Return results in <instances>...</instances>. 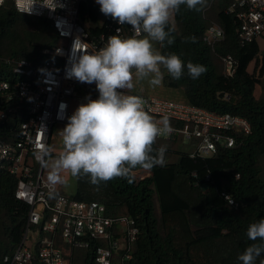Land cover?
<instances>
[{
	"label": "trees",
	"instance_id": "1",
	"mask_svg": "<svg viewBox=\"0 0 264 264\" xmlns=\"http://www.w3.org/2000/svg\"><path fill=\"white\" fill-rule=\"evenodd\" d=\"M232 1L208 0L202 11L181 6L173 17L174 43H159V52L179 56L185 64L184 75L173 79L164 69L161 89L157 90L167 95L159 98L245 118L251 133L236 135L239 145L221 148L214 157L192 159L184 154L176 163L155 166L154 176L138 183L133 177H117L93 185L87 176L77 178L73 199L100 202L108 214L127 215L137 221L140 232L128 264H242L238 257L254 243L247 236L248 227L264 219V182L260 179L264 84L260 97L255 95L264 75V62L261 66L257 40L245 45L240 42L238 20L226 12ZM209 9L213 11L208 17L225 30V39L215 49L204 42ZM79 14L91 38H98L104 27L91 24L104 15L100 5L95 0H81ZM105 17L106 24L111 17ZM189 37H195L196 42H185ZM56 38L47 19L19 13L11 4L0 6V81L17 82L20 77L14 72L15 65L21 60L40 63L44 60L42 50L54 47ZM228 54L238 62L233 78L224 76L219 63V57ZM188 62L204 66L206 72L192 79L186 69ZM253 62L256 65L251 73ZM144 95L155 96L149 90ZM153 147L159 149L156 144ZM16 185L15 177L0 171V264H6L5 257L14 253L27 230L30 207L16 198ZM155 198L160 203L159 217ZM64 252L67 255V249ZM260 260H264V253L256 264ZM74 261L97 264L92 251L78 253Z\"/></svg>",
	"mask_w": 264,
	"mask_h": 264
},
{
	"label": "built area",
	"instance_id": "2",
	"mask_svg": "<svg viewBox=\"0 0 264 264\" xmlns=\"http://www.w3.org/2000/svg\"><path fill=\"white\" fill-rule=\"evenodd\" d=\"M33 2L37 4L31 14L28 0H20L19 4L17 0H0V6L11 4L19 13L47 19L57 38L65 44L43 49L44 60L40 63L19 61L14 68L20 77L17 82L0 81V171L17 179L15 196L30 207L25 236L14 253L5 257V263L81 264L74 257L92 251L97 264H128L133 260V247L140 232L137 221L127 215L108 214L100 202L59 195L55 184L47 182L43 174L47 158L60 156L50 151L54 127L68 125L74 103L80 106L87 104L89 97L99 99L95 83L89 85L70 78L72 65L82 55L74 51V43L78 40L86 54L95 53L111 36L139 38L144 33L136 34L131 25H120L110 18L104 31L94 39L80 21L81 0H56L58 7L54 11L40 4L44 0ZM226 12L236 16L237 33L243 45L263 36L264 0H233ZM224 39L225 30L218 23L210 24L204 42L215 49ZM220 60L224 76L233 78L237 60L230 54L220 56ZM119 91L140 97L144 110L154 121L168 118L172 132L158 137L156 145L179 137L198 140L196 152L189 155L192 159L211 158L221 148H235L240 143L236 135H249L252 131L249 121L240 116L217 114L127 89ZM37 155L41 157V165ZM153 176L152 169L138 167L133 179L138 183ZM32 232L38 233V237L33 238Z\"/></svg>",
	"mask_w": 264,
	"mask_h": 264
},
{
	"label": "clouds",
	"instance_id": "3",
	"mask_svg": "<svg viewBox=\"0 0 264 264\" xmlns=\"http://www.w3.org/2000/svg\"><path fill=\"white\" fill-rule=\"evenodd\" d=\"M28 2L31 14L37 3ZM96 3L102 14L120 25H131L134 33L145 36L127 39L111 36L103 48L87 54L81 51L78 40L74 43V51L82 55L72 65L70 78L89 85L95 83L99 99L87 98L88 103L77 108L62 131L65 151L51 164L49 181L53 184L61 182L62 171L77 178L87 176L93 185H99L117 177L131 180L137 167L151 170L164 165L166 149L156 150L153 145L158 137L172 132L168 118L154 121L144 110L140 97L119 90L131 89L134 76L159 86L163 80L162 68L173 79L184 75L185 64L180 57L162 55L154 44L174 43L173 17L182 5L188 10L202 11L208 0H96ZM40 4L53 11L58 7L56 0H44ZM189 41L195 43L196 39L186 38L185 42ZM57 51L59 54L60 50ZM186 69L194 80L206 72L204 66L192 62L187 63ZM247 236L254 243L238 259L242 264H256L264 253V219L250 224Z\"/></svg>",
	"mask_w": 264,
	"mask_h": 264
},
{
	"label": "rangeland",
	"instance_id": "4",
	"mask_svg": "<svg viewBox=\"0 0 264 264\" xmlns=\"http://www.w3.org/2000/svg\"><path fill=\"white\" fill-rule=\"evenodd\" d=\"M96 2V0H95ZM210 8V7H208ZM211 11V9H209L206 12L207 15V19L209 20L210 24L212 23H216V21L210 19L208 17L209 12ZM213 11V10H212ZM211 11V12H212ZM105 20L106 17L104 15H102L100 17V20L98 22L92 23V27L94 28H103L105 25ZM174 23V21H173ZM145 34L139 38H144ZM257 42L260 48V62H261V66L264 62V34L263 36L257 38ZM65 44V41L62 39H58L56 38L54 46L55 47H61ZM154 47L159 51L160 47H159V43H155ZM220 59V57H219ZM221 61V60H220ZM220 65L222 66V63L219 62ZM255 65L256 62H253L250 67H249V71L252 73L255 69ZM261 66L257 69V75H261ZM223 68V66H222ZM162 73L164 76L165 70L162 68ZM133 87L131 89L137 90L139 93H143L145 94V92L147 90L151 91V93H153L155 96L157 97H165L167 96L163 91L157 90V89H161V86H152L149 84L148 79H137L135 76L133 77V81H132ZM264 84V75L263 77H261V84L257 86L256 88V92L255 95L256 97H260L261 95V88L262 85ZM144 85V86H143ZM136 86H141L139 89L136 88ZM159 87V88H158ZM147 88V89H145ZM128 91L130 89H127ZM132 91V90H130ZM78 93H81L80 90H77ZM79 107V105H77L76 103H74L73 107H72V111L75 113V111L77 110V108ZM66 126H55L53 129V135L51 138V145H50V151L52 154H59L61 155L64 151H65V146L63 143V136H62V131L65 129ZM158 148H165V154H164V161L165 164H169V163H176L180 160L181 156L186 154V155H190L196 152L197 147H198V140L196 139H192V140H188L186 138H176L173 141H159L157 143ZM37 158L39 160V165H41V157H39L37 155ZM57 157L54 156H49L47 158V161L45 163V167H44V174L43 177L47 182L49 181V173L51 171V164L52 162L56 159ZM260 168H261V173H260V179L264 182V159L261 158L260 159ZM61 176V182L55 183V186L57 188V193L59 195H62L66 198H73L77 192V177H73L71 175L70 172L67 171H62L60 173ZM155 212L157 217L160 216V203L158 201L157 198H155ZM32 236L33 238L38 237V233H34L32 232Z\"/></svg>",
	"mask_w": 264,
	"mask_h": 264
}]
</instances>
